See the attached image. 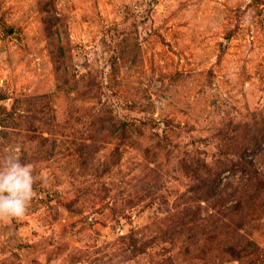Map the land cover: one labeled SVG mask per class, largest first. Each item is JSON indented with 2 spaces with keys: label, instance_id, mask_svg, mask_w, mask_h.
Returning <instances> with one entry per match:
<instances>
[{
  "label": "rangeland",
  "instance_id": "374dc122",
  "mask_svg": "<svg viewBox=\"0 0 264 264\" xmlns=\"http://www.w3.org/2000/svg\"><path fill=\"white\" fill-rule=\"evenodd\" d=\"M6 152L0 264H264V0H0Z\"/></svg>",
  "mask_w": 264,
  "mask_h": 264
},
{
  "label": "clouds",
  "instance_id": "9594fccd",
  "mask_svg": "<svg viewBox=\"0 0 264 264\" xmlns=\"http://www.w3.org/2000/svg\"><path fill=\"white\" fill-rule=\"evenodd\" d=\"M38 177L31 163H24L15 152L0 155V221L22 219L36 195Z\"/></svg>",
  "mask_w": 264,
  "mask_h": 264
},
{
  "label": "trees",
  "instance_id": "16d2710c",
  "mask_svg": "<svg viewBox=\"0 0 264 264\" xmlns=\"http://www.w3.org/2000/svg\"><path fill=\"white\" fill-rule=\"evenodd\" d=\"M247 165H253L252 163H247ZM260 181H262V179H260ZM262 184V182L260 183ZM201 188V187H200ZM240 208V206H237V209ZM238 226H241V224H238ZM242 249H246V247H242Z\"/></svg>",
  "mask_w": 264,
  "mask_h": 264
}]
</instances>
